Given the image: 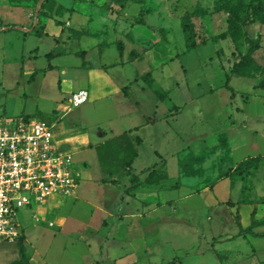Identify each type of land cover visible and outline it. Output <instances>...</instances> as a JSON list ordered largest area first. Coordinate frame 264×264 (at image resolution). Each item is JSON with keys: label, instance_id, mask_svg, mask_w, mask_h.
Here are the masks:
<instances>
[{"label": "rangeland", "instance_id": "obj_1", "mask_svg": "<svg viewBox=\"0 0 264 264\" xmlns=\"http://www.w3.org/2000/svg\"><path fill=\"white\" fill-rule=\"evenodd\" d=\"M39 1L0 0V29L12 27L0 33V117L56 122L80 182L75 198L23 210L27 263L264 264V236L239 235L254 210L253 231L264 233V88L255 87L264 79V25L248 27L251 37L262 34L258 66L237 76L232 67L247 47L231 36L223 9L236 6L243 17L251 0ZM186 13L193 49L182 30ZM98 70L111 73L93 85L88 77ZM81 89L89 100L73 107ZM125 131L145 142L133 172L155 170L141 184L163 180L160 190L143 184L144 193L128 197V173H102L95 146ZM145 199L162 206L124 239L121 214ZM19 259V241L0 243V264Z\"/></svg>", "mask_w": 264, "mask_h": 264}, {"label": "built area", "instance_id": "obj_2", "mask_svg": "<svg viewBox=\"0 0 264 264\" xmlns=\"http://www.w3.org/2000/svg\"><path fill=\"white\" fill-rule=\"evenodd\" d=\"M88 100L86 89L70 98L73 107ZM55 125L29 115L0 117V243L23 235L24 209L78 192L79 173L66 145L57 142Z\"/></svg>", "mask_w": 264, "mask_h": 264}, {"label": "trees", "instance_id": "obj_3", "mask_svg": "<svg viewBox=\"0 0 264 264\" xmlns=\"http://www.w3.org/2000/svg\"><path fill=\"white\" fill-rule=\"evenodd\" d=\"M48 1L50 0H44L41 4V7L44 6ZM223 9L228 15L229 31L231 36L236 37L237 34L242 35L247 47V52L240 56L239 61L235 62L231 72L237 76L248 75V72L244 70V68L250 67L251 65H253V67L258 66L254 58V53L261 47L262 35L261 32H258L256 37H251L248 33V27L256 23L264 25V5L263 3L256 4L251 0L246 5V14L243 17H239V8L236 6H228ZM182 30L185 34L187 49L195 48L197 46V39L194 26L189 20V13H186L182 17ZM226 80V86L229 87V75H227ZM255 87L264 88V79ZM142 144L143 139L140 136L133 138L130 134V131H125L95 146L97 159L103 174H105L107 177H115L123 173H128L130 175L129 180L131 185L129 188H127V192L134 190L139 181L140 175L133 172V164L139 156L138 147ZM181 166L184 168L186 175H195L193 172L186 171V164L181 163ZM154 171L155 170L149 173L148 178L152 176ZM148 178L146 181H148ZM251 216L252 221L250 225L246 228L241 226L239 235H244V233L249 232L255 236H264V233H256L253 231L256 223L255 210L252 212ZM237 222L241 225L239 213H237ZM18 241L20 243V259L17 264H28V256L26 254L25 246L23 245V242L25 241L24 236L22 235ZM178 261H180V259L169 261L167 264H175Z\"/></svg>", "mask_w": 264, "mask_h": 264}, {"label": "crops", "instance_id": "obj_4", "mask_svg": "<svg viewBox=\"0 0 264 264\" xmlns=\"http://www.w3.org/2000/svg\"><path fill=\"white\" fill-rule=\"evenodd\" d=\"M44 0H40L39 2H40V6H41V4H42V2H43ZM48 2H46V4H47ZM45 4V5H46ZM44 5V6H45ZM11 29H12V27L11 26H9V27H3L2 29H0V33H3L4 31H11ZM108 73H111L110 71L109 72H104V71H96L94 74L93 73H90L89 74V77H88V79H89V81L94 85H96V83L95 82H97V84L99 83V81H101L102 79L104 80L109 74ZM111 75V74H110ZM110 80H111V77H108ZM124 82H120V83H118V85H122ZM113 137V136H112ZM111 138V137H110ZM107 139H109V138H107ZM142 146H144L145 147V142H144V139H143V144L140 146V149H141V147ZM155 153H156V151H155ZM139 155H140V150H139ZM138 158V157H137ZM134 165V164H133ZM157 167L158 166H156L155 167V169H157ZM134 168V167H133ZM150 173V172H149ZM149 173L148 174H145V175H142V173H139V181H138V184H140V185H138L137 184V186L134 188V190H132V191H130V192H127V196L128 197H130L129 195H131L132 197H136L137 195H141V193L143 192L144 193V191H146V192H151L152 191V189H154V190H157L161 185H162V182H163V180H159V183L160 184H156L155 183V180H154V183H142L141 184V182H145V180L147 179L146 177H148L149 176ZM136 174V173H135ZM186 176V175H185ZM188 176V175H187ZM128 179H130V178H128ZM225 179H229L228 177H223V178H220L218 181H220V180H225ZM165 181H166V179H165ZM143 184H145V187L146 188H144L143 190H142V188H143ZM105 185V184H104ZM105 186H111L110 184H106ZM159 190H160V188H159ZM154 192V191H153ZM140 193V194H139ZM76 196H74V198H75ZM129 200L127 199V202H128ZM140 201H141V199H140ZM145 205V207H148V206H153L154 208L152 209V207H150V208H148V210H145L146 208L144 207V206H142V209H140V208H138V207H133L131 210H128V211H126V212H124L123 214H121L123 217H124V220L126 221V225H124V226H118V227H123V229H122V233H124L125 235H126V237H124V239H128L129 238V236L131 235V234H133L134 232H141L142 231V229H141V226H139L138 224H139V222H141V218H143V216L144 215H146V213H150L152 210L153 211H156V209H155V206H162L160 203L162 202V201H158V202H156V204L154 203V202H152V201H149V199H145L144 201H142ZM154 203V204H153ZM101 207V212L103 213V214H105L106 215V217L108 218H110V217H114V214H113V212H112V209H107V208H105V207H102V206H100ZM145 208V209H144ZM152 211V212H153ZM131 239H133V240H135L136 242H135V244H137V245H139V246H142L143 248H150V246L147 244H144V242H142V243H140L139 242V240H140V237H137L136 239L135 238H131ZM141 244V245H140ZM142 248V249H143ZM131 259H133V258H131ZM130 259V257L128 258V261H130L131 260ZM125 261H127V260H125ZM124 261V262H125Z\"/></svg>", "mask_w": 264, "mask_h": 264}]
</instances>
